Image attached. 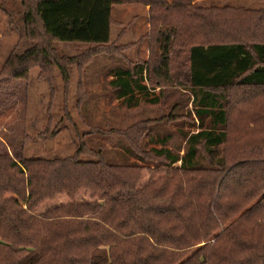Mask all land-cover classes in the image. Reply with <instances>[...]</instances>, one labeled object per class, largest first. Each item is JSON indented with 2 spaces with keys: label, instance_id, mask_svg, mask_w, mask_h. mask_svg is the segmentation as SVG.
I'll list each match as a JSON object with an SVG mask.
<instances>
[{
  "label": "trees",
  "instance_id": "trees-1",
  "mask_svg": "<svg viewBox=\"0 0 264 264\" xmlns=\"http://www.w3.org/2000/svg\"><path fill=\"white\" fill-rule=\"evenodd\" d=\"M22 2L34 45L9 56L1 81H25L35 67L51 81L47 73L56 68L67 92L74 69L83 78L95 58L108 55L116 58L108 85L129 107L179 99L170 115L118 132L122 163L85 142L74 156L53 159L1 144L0 264H264V11L194 0ZM124 4L149 7L150 29L120 46L111 38L113 8ZM143 42L148 59L125 57ZM189 104L196 132H182L180 143L175 134L151 133V125L176 122ZM235 106L246 131L230 155ZM84 192L92 201L79 204ZM63 195L73 203L35 214Z\"/></svg>",
  "mask_w": 264,
  "mask_h": 264
},
{
  "label": "rangeland",
  "instance_id": "rangeland-1",
  "mask_svg": "<svg viewBox=\"0 0 264 264\" xmlns=\"http://www.w3.org/2000/svg\"><path fill=\"white\" fill-rule=\"evenodd\" d=\"M168 2L172 3L173 0ZM193 3L202 7L230 6L235 10L264 11V0H194ZM148 10V7L140 4H136L135 8L114 7L112 40H116L121 31L126 29V36L120 44L138 42L150 29ZM25 15L22 0H0V74L11 54L21 55L34 45L25 36ZM58 48L65 54L76 53L75 48L65 44H59ZM148 51V42H143L127 52L125 57L133 61H143L147 59ZM98 59L100 62L96 61L85 71L82 91L78 87L82 76L76 69L70 78L71 90L67 92L64 79L56 68L47 73L48 76L52 74L51 81L45 76L41 77L39 67L31 69L28 78L22 82L12 75L3 76L4 81L0 79V149L4 148L1 145L3 144L9 152L21 151L32 159L67 158L74 156L79 146L85 142L87 147L96 151L104 149L112 162L122 163L123 159L117 154V147L122 144L123 139L118 132L141 121L158 120L170 115L172 105L178 102L179 97L171 95L163 98L158 105L146 104L142 100L140 106L132 104L129 107L124 101L117 99L115 90L108 85L112 79L109 72L113 67L116 68V58H109L106 63H102L103 57ZM53 73L56 89L54 92L50 88V83L53 84ZM237 95L239 96L236 99L242 96L240 93ZM247 108L253 109V113L256 111L253 107ZM240 110L241 106H235L230 113L232 134L227 148L230 155L238 151L246 131V128H242L243 117ZM176 113L179 117L176 122L162 121L151 125V133L159 131L160 134H175L174 142L180 143L182 132L193 133L198 130V122L190 104ZM184 145L183 142L182 147ZM183 153L182 151L181 154ZM149 180L150 174L146 171L143 173L142 184L145 185ZM91 201L89 192L82 193L77 200L79 204ZM72 203L73 201L63 195L39 206L35 214L46 215L57 207Z\"/></svg>",
  "mask_w": 264,
  "mask_h": 264
},
{
  "label": "crops",
  "instance_id": "crops-1",
  "mask_svg": "<svg viewBox=\"0 0 264 264\" xmlns=\"http://www.w3.org/2000/svg\"><path fill=\"white\" fill-rule=\"evenodd\" d=\"M122 6H126V7L129 6V8H135V5H132V4H129V5L124 4V5H122ZM148 8H149V7H148ZM125 36H126V35H125ZM125 36H124V37H125ZM124 37H123V38H119V37L117 36V39L114 40V41L112 40V41H113V42H117V44H119L120 46H122V44H120V42L124 39ZM128 52H129V51H128ZM147 53H148V57H149V51H148ZM101 57L104 58V59H102V63H106V61H107L109 58H111V57H109L108 55H99L97 58L94 59V63H96V61H97V62H100V61H99L100 59H98V58H101ZM148 57H147V59H148ZM105 58H107V59H105ZM94 63H93V64H94ZM83 78H85L84 75H83ZM83 78H82V79H83ZM82 79H81V80H82ZM83 85H84V80L80 81V79H79L78 87H79V86H83Z\"/></svg>",
  "mask_w": 264,
  "mask_h": 264
}]
</instances>
